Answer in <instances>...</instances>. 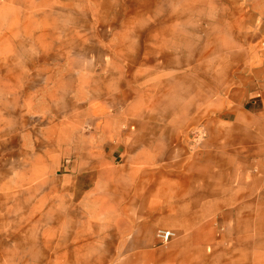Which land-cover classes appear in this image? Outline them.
I'll list each match as a JSON object with an SVG mask.
<instances>
[{
	"label": "rangeland",
	"instance_id": "rangeland-1",
	"mask_svg": "<svg viewBox=\"0 0 264 264\" xmlns=\"http://www.w3.org/2000/svg\"><path fill=\"white\" fill-rule=\"evenodd\" d=\"M252 9L264 0H0V264H124L113 229L75 238L93 179L75 181L78 150L110 152L138 120L189 139L251 54ZM78 79L92 102L58 100ZM232 211L195 264H264V208Z\"/></svg>",
	"mask_w": 264,
	"mask_h": 264
},
{
	"label": "crops",
	"instance_id": "crops-1",
	"mask_svg": "<svg viewBox=\"0 0 264 264\" xmlns=\"http://www.w3.org/2000/svg\"><path fill=\"white\" fill-rule=\"evenodd\" d=\"M251 12V54L237 62L233 88L188 120L189 139L179 142L182 125L138 120L112 135L110 152L78 150L75 181L93 179L75 201L85 214L76 239L101 226L117 233L124 264H195V250L226 240L232 210L264 208V14ZM76 86L54 92L91 103L92 91ZM159 229L176 238L161 244Z\"/></svg>",
	"mask_w": 264,
	"mask_h": 264
},
{
	"label": "built area",
	"instance_id": "built-area-1",
	"mask_svg": "<svg viewBox=\"0 0 264 264\" xmlns=\"http://www.w3.org/2000/svg\"><path fill=\"white\" fill-rule=\"evenodd\" d=\"M156 236L161 244H165L169 243L176 236V233L171 230L159 229Z\"/></svg>",
	"mask_w": 264,
	"mask_h": 264
}]
</instances>
